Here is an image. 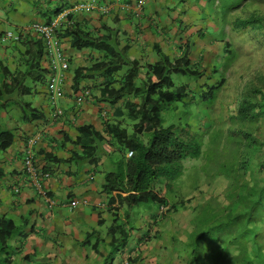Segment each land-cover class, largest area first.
Listing matches in <instances>:
<instances>
[{
    "label": "crops",
    "instance_id": "1",
    "mask_svg": "<svg viewBox=\"0 0 264 264\" xmlns=\"http://www.w3.org/2000/svg\"><path fill=\"white\" fill-rule=\"evenodd\" d=\"M88 1L0 0V36L7 32L6 27L23 21L22 18L27 25L45 23L49 17L52 19ZM136 1L113 3L106 14L71 12L61 23L58 36L68 70L64 74L63 96L57 104L63 112L60 117L53 116L46 95L50 73L39 38L31 32L19 31L20 41L0 43V81L6 78L13 81L9 90L5 83L0 85V105L5 109L2 100L5 94L32 98V102L15 103L20 109L24 103L31 108L22 109L21 117L0 122V130L13 134L10 145L0 152V217L13 221L16 228L9 241L10 264L17 256L22 264H104L111 249V236H121L116 227L127 224L124 208L118 210L116 203L109 202L116 193L108 194L103 188L107 174L114 172L121 158L127 156L109 130L119 126L132 134L135 122L128 117L124 101L113 105L102 101L103 75L81 81L75 90L74 72L103 60L153 64L159 60L158 53L175 60L181 56V45L189 39L185 37L190 35L188 28L193 27L197 14L194 0H169L168 3L144 0L140 11L135 9ZM127 4L129 7L124 9L123 5ZM74 32L84 39L109 45L116 55L106 60L105 52L98 47L73 48ZM192 47L189 54L194 53ZM128 69L125 65L113 76L114 89L119 88ZM40 74L46 75L45 78L40 79ZM136 84L141 81L136 80ZM84 89L90 95L78 106L75 99ZM87 126L98 135L93 137L80 131ZM32 137L36 139L32 148L33 164L48 174L41 180L39 190L24 169L25 148ZM73 202L77 204L70 208ZM169 208L170 204L164 209ZM155 220V225H148L150 215H146L141 218L139 228L131 230L126 225L127 241L111 264H123L124 256L131 258V264H185L188 251L180 242L184 236L172 232V227L165 228L164 221L158 217ZM155 234L159 237L150 236Z\"/></svg>",
    "mask_w": 264,
    "mask_h": 264
},
{
    "label": "trees",
    "instance_id": "2",
    "mask_svg": "<svg viewBox=\"0 0 264 264\" xmlns=\"http://www.w3.org/2000/svg\"><path fill=\"white\" fill-rule=\"evenodd\" d=\"M199 1L201 0H194L195 5L199 6ZM202 1L208 6L207 9L213 10L218 0ZM219 1L221 15L208 16L212 18L216 16L215 19H220L221 31L217 41L223 43L227 55L230 56L231 45L224 40L223 20L227 13L238 9L245 0ZM199 7L206 10L202 6ZM52 19L49 17L45 23H49ZM231 29L234 32L247 33L262 31L264 35V16L252 13L245 18H237L231 22ZM74 35L72 46L77 50L98 47L105 52L106 60L116 55L115 50L109 45H104L103 42L84 39L78 36L77 32H74ZM41 48L43 51L42 43ZM158 56L159 60L153 64L141 65L137 60L123 62L103 60L89 68H78L74 72L75 90L78 89L81 81L91 80L97 74L103 75L105 85L102 101L112 105L124 101L128 117L135 122L132 134H129L126 129H120L119 126L109 130L115 141L120 143V150L125 153L131 152L132 155L121 158L115 171L107 174L103 188V191L108 194L116 193L115 197H110L109 202L116 203L118 210L122 207L126 208L125 218L127 219V224L121 223L116 227L119 228L121 236H111V249L104 264H111L120 248L125 246L124 243L128 237L126 225L133 230V226L128 224V210L138 205L154 204L163 214L169 209L161 211V208H165L168 204L171 209L169 213L178 209V206H185L186 203L183 200H180L178 206L171 204L168 195L174 190L175 182L182 174L181 162L186 158L196 159L201 155L202 142L198 135L188 126L178 130L177 133L173 126L164 128L161 113L172 105L187 104L186 99L190 91L185 85L176 88L171 78L173 74L198 80L204 74L195 69L196 64H191L188 44L181 52V56L175 60H170L162 53H158ZM125 65H128L129 69L125 71L119 88L114 89L112 78L122 71ZM213 72H217V69ZM45 76L40 74V79H44ZM138 79L141 81L139 85L136 84ZM3 83L9 90L13 81L6 78ZM223 83L224 80H221L216 85L208 87V90L201 94V99H214ZM84 91L90 95L87 89L81 90L80 93ZM255 92L262 95V99L258 102H242L235 115L236 120L253 123L264 118V93L259 90ZM25 107L30 108L24 103L22 109ZM80 131L86 134L91 133L93 137L98 135L89 126ZM143 133L149 134L147 143L139 139ZM249 135L248 133L243 135V138L248 141L246 144H254L257 150L258 147H264L263 142L258 144L255 139H250ZM12 139L11 131L0 130V152L10 145ZM236 151L238 152L239 149ZM232 158L238 157H230L228 160ZM246 161L235 162L229 172L220 173L228 176L232 182L227 200L222 203L220 209H214L212 204L208 203L201 205L194 228L191 223V236L182 238L188 251L185 264H264V160L259 162L258 172L254 171L253 164ZM155 218L156 213H151L150 221L154 224H156ZM15 232L13 221L0 217V254L8 255V251L12 252L9 241L13 239ZM150 236L159 237L156 234ZM144 238L147 239L149 236ZM10 258H6V263H11ZM130 262L132 263L130 257H123V264H131Z\"/></svg>",
    "mask_w": 264,
    "mask_h": 264
},
{
    "label": "rangeland",
    "instance_id": "3",
    "mask_svg": "<svg viewBox=\"0 0 264 264\" xmlns=\"http://www.w3.org/2000/svg\"><path fill=\"white\" fill-rule=\"evenodd\" d=\"M163 2L168 3L169 0H163ZM198 4L206 10L194 4L196 18L193 21V27L188 28L190 35L185 38L189 39L182 43L181 47L183 51L186 49V44L189 48L194 45L192 47L194 53L189 54V59L191 64H196L195 69L197 68L204 75L198 80L173 74L171 78L175 87L185 85L190 94L186 99L187 104L172 105L162 111L161 118L162 126L164 128L173 126L176 133L187 126L194 131L202 142L201 155L196 159L186 158L181 162L182 174L176 180L174 190L168 195L171 204L178 206L180 200H183L186 203L185 206H178V209L170 213L169 208L163 214L154 204L135 206L128 210L129 224L133 226V229L142 225V217L156 213V218L164 221L165 228L172 227V232H177L180 236H191L201 205L208 203L212 204L214 209H220L222 203L227 200L232 182L228 176L220 173L229 172L235 162L246 160L253 164L254 171L258 172V164L264 160V147H258L257 150L254 144H246L248 141L243 138V135L248 133L250 139H255L258 144L264 143V118L253 123L235 119L242 102H258L262 99V95L255 91L264 93V35L262 31L247 33L234 32L231 29V22L237 18H245L252 13L264 16V0H245L238 9L225 15L223 33L224 40L231 45L230 56L227 55L223 43L217 41L221 31L220 19H215L216 16L213 18L208 16L221 15L220 1L215 2L213 10L207 9L208 6L202 0ZM150 6L153 7L152 4ZM23 16L26 18L25 14ZM8 17L11 18L12 14L9 13ZM203 17L206 18L202 19ZM22 19L23 21L6 27V31L16 35L19 31L22 32L29 25L25 24L24 18ZM24 24L25 26H22ZM214 69H217V72H213ZM221 80H224V83L216 92L213 101L201 99V94L208 90V87L216 85ZM2 83L1 80L0 85ZM26 85L29 86V81ZM2 100L6 107L4 109L0 105V122L14 116L17 118L22 116L20 105L17 107L15 103L32 102L30 96L17 94H5ZM139 139L147 143L149 134L143 133ZM237 149L240 152H237ZM234 156L238 158L228 160ZM123 210L126 211V208ZM152 222L149 221L148 225H155ZM191 223H193L192 228ZM180 242L184 243V240ZM11 254L12 252L9 251L8 255L0 254V264L6 263V258L11 257ZM12 264H22V259L17 256Z\"/></svg>",
    "mask_w": 264,
    "mask_h": 264
},
{
    "label": "built area",
    "instance_id": "4",
    "mask_svg": "<svg viewBox=\"0 0 264 264\" xmlns=\"http://www.w3.org/2000/svg\"><path fill=\"white\" fill-rule=\"evenodd\" d=\"M121 4V0H112L109 4L101 3L97 0H90L86 3H80L73 6L71 9L65 10L62 13L54 17L49 23L34 22L29 24L23 29L24 32H33L39 38L43 46L44 56L48 62L50 74L47 81V98L50 105L53 107V116L60 117L63 112L57 106L58 101L63 96V84L64 74L68 70V63L60 43L58 32L61 23L66 20V17L71 12H98L100 14H106L111 4ZM144 5V0H137L135 4L136 11H140ZM124 9H127L129 5H123ZM32 33V34H33ZM19 36L13 35L11 32H6L0 37V43H6L9 40H18ZM89 93L84 91L80 93L76 99V105L80 106ZM36 142L34 137L27 140L25 153H24V169L29 176L31 182L39 190L41 188V180L48 177V174L40 172L33 164V151L32 148ZM132 155L128 153V157ZM77 202L70 204V208L75 206ZM165 210L161 208V211Z\"/></svg>",
    "mask_w": 264,
    "mask_h": 264
},
{
    "label": "clouds",
    "instance_id": "5",
    "mask_svg": "<svg viewBox=\"0 0 264 264\" xmlns=\"http://www.w3.org/2000/svg\"><path fill=\"white\" fill-rule=\"evenodd\" d=\"M5 33H6V32H5ZM2 35H3V34H2ZM2 35H1V36H2ZM13 35H16V34H13ZM1 36H0V37H1ZM17 36H19V39L16 40V41H20V40H21V33H18ZM9 41H10V40H9ZM9 41H7V42H9ZM14 41H15V40H14ZM47 81H48V79H47ZM46 90H47V83H46ZM46 95H47V92H46ZM48 102H49V101H48ZM83 103H84V102H83ZM83 103H82V104H83ZM49 104H50V103H49ZM57 104H58V103H57ZM82 104H81V105H82ZM50 106H51V105H50ZM51 107H52V106H51ZM52 110H53V107H52ZM62 115H63V114H62ZM62 115H61V116H62ZM128 153H129V152H128ZM128 153H127V155H128ZM127 157H128V156H127Z\"/></svg>",
    "mask_w": 264,
    "mask_h": 264
}]
</instances>
